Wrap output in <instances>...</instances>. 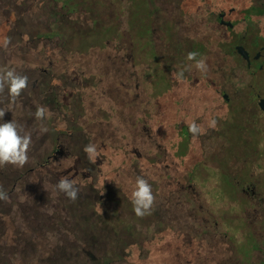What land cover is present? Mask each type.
<instances>
[{
    "label": "rangeland",
    "instance_id": "374dc122",
    "mask_svg": "<svg viewBox=\"0 0 264 264\" xmlns=\"http://www.w3.org/2000/svg\"><path fill=\"white\" fill-rule=\"evenodd\" d=\"M249 1L253 0L214 3L216 8L234 7L235 23L240 27L239 10ZM198 2L200 6L204 3L0 0V74L9 70L21 76L28 74V87L17 101L21 112L19 133L30 135L32 141L28 159L49 155L57 142L61 148L53 170H66L64 175L74 182L77 177L69 169L87 168V158L73 161L87 155L85 146L96 144L104 150L130 152L126 162L107 171L99 187H88L93 194L111 201L117 213L131 200L138 177L151 185L153 205L161 209L160 221L152 216L148 228L141 227L142 232L131 236L128 243L120 235H112L118 237L113 238L115 250L124 258L120 264H235V257H241L239 251L234 257V253L224 250L222 234L213 238L201 232L200 225L195 226L191 190L193 186L198 188L204 176L210 177L202 164L211 162L201 158L202 163L194 165L193 151L199 144L181 143L176 136L180 93L196 92L194 88L203 86L202 71L196 69L195 61H184L181 76V64L175 59L185 53L191 35L206 30L192 25L202 19L195 14ZM165 13L175 22L166 28ZM247 14H243L245 19ZM70 19L72 26L68 27ZM148 25L150 37L144 30ZM55 28L61 31L52 33L50 41L37 39L39 34L51 33ZM254 29L264 33V21L255 23ZM204 62L207 70L209 61ZM60 78L61 96L56 97L49 86ZM182 87L188 89L182 91ZM6 95L7 86L0 93V108L6 105ZM54 100L60 103L49 104ZM187 102L191 106L192 100ZM41 106L46 115L37 119L35 112ZM156 106L161 108L162 118ZM45 128L47 131H42ZM183 183L193 185L182 191ZM48 205L37 202L28 206L37 214L17 221V230H12L9 220L5 222L7 218L0 215V264H90L91 255L101 263L106 245L74 231L78 229L75 221L84 215H75L70 205L59 209L61 214H54ZM2 209L0 206V212ZM217 229L223 231L222 227Z\"/></svg>",
    "mask_w": 264,
    "mask_h": 264
},
{
    "label": "flooded vegetation",
    "instance_id": "af4514ba",
    "mask_svg": "<svg viewBox=\"0 0 264 264\" xmlns=\"http://www.w3.org/2000/svg\"><path fill=\"white\" fill-rule=\"evenodd\" d=\"M202 2L195 13L201 22L192 25L206 30L191 35L185 53L175 56L183 74L189 52L197 53L196 60L209 61L200 73L203 86L182 92L179 98L178 141L199 144L193 151L194 165L202 163L201 158L211 162L202 164L210 177L204 176L191 190L192 217L201 232L213 238L222 234L224 250L234 257L240 252L235 264H264V33L254 29L255 23L264 21V0L240 8V27L234 7L226 10L216 8L214 0ZM167 14L165 28L175 23ZM67 26H72L71 19ZM187 100H192V107ZM212 120L215 127L209 126ZM193 123L200 133L189 131ZM192 185L183 183L181 190Z\"/></svg>",
    "mask_w": 264,
    "mask_h": 264
},
{
    "label": "trees",
    "instance_id": "16d2710c",
    "mask_svg": "<svg viewBox=\"0 0 264 264\" xmlns=\"http://www.w3.org/2000/svg\"><path fill=\"white\" fill-rule=\"evenodd\" d=\"M144 30L148 34V37H150V26H146ZM60 31L59 28H55L51 30V33L39 34L36 37L37 39L42 38L44 39L43 41L46 42L51 40L50 35H52V33L56 34L60 33ZM73 32L79 36L75 29H73ZM148 40H150V38ZM60 48L62 51L65 49L62 42ZM48 63L50 65L52 64L51 58H49ZM26 77H28L27 73ZM61 80L62 78L55 80L49 86V88H51L49 90L51 92L53 91L56 97L61 96V87L59 86L61 85ZM5 97L7 98L5 102L6 105L0 108V110L5 112V115L0 118V123L13 121L16 123L19 131V117L21 114L17 102L19 101V97L14 100L10 98L9 95ZM59 103L60 101L49 102L52 106H57ZM155 110L162 118L163 114L161 108L158 109L156 106ZM69 128H67L66 131ZM159 129L163 130V127L159 126ZM67 132L68 134H72L71 130ZM94 146L97 147L96 144ZM60 148L59 143L56 142L53 147V152L44 157H32L28 159L23 167H17L12 164L0 166V189L5 191L8 196L7 200H0V206L4 208V210L2 209L0 212V215L7 218L5 222L9 220L8 223L12 230H17V221L23 219L29 220L32 215L37 214L35 210H29L28 206L35 205L37 202L41 203V205L48 202V206L53 208L51 213L61 214L59 209L70 205L75 209V215H84L83 219L75 221L74 225L76 224L78 227V229L74 230L75 233L84 232L88 237L90 236L95 241H101L106 245L107 251L101 255L102 262L98 263L95 259V255H91L89 257L90 264H120V261L124 258L120 252L115 250L117 244L114 242L113 238H118L120 235V238L124 239V243H128L126 240H129L131 236L142 232L141 227H145V229L148 228L147 225L152 216H155L156 220L160 221L161 209L153 205L150 214L138 217L133 211V205L130 203V200L128 203L123 204V209L117 213L111 201L107 200L102 195L93 194V192L88 189L90 185L99 187L104 176H106L110 170L114 169L117 163L126 162L131 156L130 152H124V150L114 152L112 148L106 150L101 149V147L96 148L98 154L95 163H91L87 155H85V157L80 156V158H76V161L73 160L74 163L79 162L82 158H87L88 161L84 163L87 168L80 170L74 166L69 169H72V175L77 177L74 180V185L79 190L78 198L75 201L71 200L64 192L57 188V184L61 179H67V176L64 175L66 170H62L58 173L53 170V164L56 163L55 161L58 158V153H60ZM68 178L70 179L71 177L68 176ZM84 208H87L88 211H85ZM65 213L67 215V212ZM114 234H118V237L112 236Z\"/></svg>",
    "mask_w": 264,
    "mask_h": 264
},
{
    "label": "clouds",
    "instance_id": "9594fccd",
    "mask_svg": "<svg viewBox=\"0 0 264 264\" xmlns=\"http://www.w3.org/2000/svg\"><path fill=\"white\" fill-rule=\"evenodd\" d=\"M7 43L8 41L5 40V46ZM196 56L197 53L189 52L186 59L195 61L196 69L206 71L204 59L196 60ZM5 86H7L9 97L14 100L28 87V78L18 75L12 70L6 71L0 74V93L4 91ZM4 115L5 112L0 110V118ZM45 115L46 109L43 106L38 107L35 112L36 118L43 119ZM209 126L215 127L216 121H210ZM42 131H47V129H42ZM189 131L193 134H197L201 132V128L193 123L189 126ZM31 142L30 135H20L15 122L0 123V166L12 164L17 167H23L28 161L27 152ZM84 152L87 154L88 160L91 163H95L98 154L96 147L94 145H87L84 148ZM57 188L73 201L78 198L79 190L75 187L74 182L69 179H61L57 184ZM7 199V193L0 189V200ZM154 200L155 196L153 195L151 185L144 178L138 177L135 189L131 194V203L136 216L143 217L146 214H150Z\"/></svg>",
    "mask_w": 264,
    "mask_h": 264
}]
</instances>
